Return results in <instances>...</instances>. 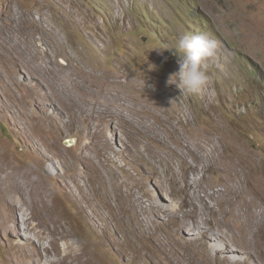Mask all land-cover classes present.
Wrapping results in <instances>:
<instances>
[{"label":"rangeland","instance_id":"1","mask_svg":"<svg viewBox=\"0 0 264 264\" xmlns=\"http://www.w3.org/2000/svg\"><path fill=\"white\" fill-rule=\"evenodd\" d=\"M0 31V165L33 197L47 185L54 240L88 264H264V0H0ZM184 33L217 44L198 94L169 83L180 64L158 50ZM33 53L80 82H128L99 99L128 121L80 114L62 93L84 103L86 87L39 75ZM14 206L0 200V264H41ZM186 213L215 233L192 236Z\"/></svg>","mask_w":264,"mask_h":264},{"label":"bare ground","instance_id":"2","mask_svg":"<svg viewBox=\"0 0 264 264\" xmlns=\"http://www.w3.org/2000/svg\"><path fill=\"white\" fill-rule=\"evenodd\" d=\"M7 39H9L10 41L12 40V38L8 34H6L3 31H0V43L1 44L6 43ZM33 55L35 54L33 53ZM37 58L38 57L35 55L31 63L35 64L36 72H38L39 75L40 74H43L44 76L49 75L51 79L54 81V83L63 82L71 87L75 85V83H78V84H83V86L86 87L88 94L84 98V103H81L77 99V97L73 95L71 90L68 91L66 90V92L62 93V95L64 96L63 98L68 102H70L73 108H75L80 114L86 113L89 118L96 117L99 120L105 117L106 119H109L111 121L118 119H120L121 122L124 123L128 121L127 117L125 116L124 109L120 113L115 114L114 111L110 109L102 110L99 104V99L101 97L108 96L110 92L113 91L117 86L126 89L129 86L128 82H123L120 79L108 80L105 77L106 80L104 79V82L106 85H103L102 83L103 81L98 82L100 77L95 75L94 73H82L89 78V81L80 82L75 77V74L66 73L65 71L64 73L62 70L55 68L51 61H49V63L47 64H45V62L40 63V60ZM125 76L126 75H124L123 77ZM57 85L61 86V84H57ZM118 94L124 99L126 103L127 95L125 91H120ZM109 135L111 136L112 139H115L116 136L115 132ZM103 153L104 155L107 156L109 151H104ZM8 166L9 165L6 164L0 165V185L3 188V196L0 197V200H3V198H5L9 205L15 203L14 208H16L19 211L18 215L21 216L20 218L21 225L19 227V225L13 223L11 228L16 234V236L22 237L21 240H25L34 246V249L32 251V257L36 255L40 256L41 259L43 260L41 261V264H88L87 258L89 253L85 251V249L82 250L81 244L73 241L74 238H70V239L66 238L65 240H61L57 238L56 240H54L53 231L55 230V228L46 231V226L48 221L45 220L48 217L45 214V210L48 208L46 199L52 196V193L47 187V185L46 184L43 185L42 188L39 187L38 194L35 197H33V195H31L33 189L30 190L28 189V187L35 186V183L30 182V185H28L30 179L28 180L26 173L24 172L20 173V170H16V172L13 173H8L6 171V167ZM45 177H48L47 173L45 174ZM12 179H17L19 180V182L23 181L24 183H21L22 187L19 186V188L14 191L11 187V184L8 183V180H12ZM23 194L26 196L23 197ZM186 199L189 205H191L195 209H198L197 203L193 198L187 197ZM167 201L174 203V201L171 199H167ZM31 205L34 207L33 210H37L38 213H40V216L38 217L40 218L42 223H44L43 225L45 227L44 230H38L36 226H33L30 223V215L28 211ZM202 209L207 211L206 207H202ZM257 217L262 218L264 216L262 213H259ZM180 222L185 227L192 226L191 228L193 229V232L190 233L192 236H196L201 233L204 236L205 235L211 236L215 233L216 228H211L212 220H209V218L207 219L204 216H202L200 220H196L193 219V215L191 213H186V217H184V219H182V221ZM206 225H210V226L209 228H207V231H204V229H206ZM216 240L221 241L220 238H217ZM224 240H228V239H224ZM61 241L64 243V245L62 244ZM221 242L219 243V245L223 246L224 244ZM55 249H58L60 251V254H58L55 251ZM233 251L235 252L236 250L233 249ZM210 254L216 256L217 250L215 249L211 250ZM233 255L236 256L235 254ZM32 264H34V262Z\"/></svg>","mask_w":264,"mask_h":264},{"label":"clouds","instance_id":"3","mask_svg":"<svg viewBox=\"0 0 264 264\" xmlns=\"http://www.w3.org/2000/svg\"><path fill=\"white\" fill-rule=\"evenodd\" d=\"M216 48V41L207 34L184 33L170 46L158 49L161 55L170 52L180 64V70L170 76L169 83L182 92L200 93L208 80L207 61L214 56Z\"/></svg>","mask_w":264,"mask_h":264}]
</instances>
